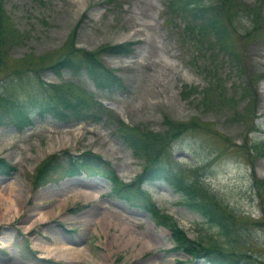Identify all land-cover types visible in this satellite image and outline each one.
<instances>
[{
	"label": "rangeland",
	"instance_id": "rangeland-1",
	"mask_svg": "<svg viewBox=\"0 0 264 264\" xmlns=\"http://www.w3.org/2000/svg\"><path fill=\"white\" fill-rule=\"evenodd\" d=\"M240 2L261 3L263 20L255 29L244 13L232 28L231 42L243 54L244 71L235 59L222 56L204 73L201 55L182 50L166 25L161 0H4L22 40L4 59L0 92L25 106L32 123L0 127V158L13 166L0 170V264H44L40 257L53 264H211L171 251V232L147 210L111 194L110 181L101 176L68 174L60 161L34 188L40 165L66 150L102 155L125 181L141 172L114 123L62 120L44 112L59 96L75 98L80 91L128 124L158 132L167 128L165 116L183 122L196 117L201 128L174 142L170 156L187 178L203 180L237 214V227L229 233L208 222L180 204V194L163 181L146 183L152 201L191 239L220 243L264 264V188H258L264 156L253 149L264 140V0ZM75 30L76 47L88 51L137 43L133 55L102 56L128 90H99L85 72L57 74L50 68L65 55ZM217 77L232 104L205 107L203 95ZM185 84L197 86L196 94L184 98Z\"/></svg>",
	"mask_w": 264,
	"mask_h": 264
},
{
	"label": "trees",
	"instance_id": "trees-1",
	"mask_svg": "<svg viewBox=\"0 0 264 264\" xmlns=\"http://www.w3.org/2000/svg\"><path fill=\"white\" fill-rule=\"evenodd\" d=\"M112 2V0H108ZM165 23L175 35L182 50L194 49V55H201L199 62L204 68V73L209 72V67L216 66L222 56H230L240 63L244 71L245 59L243 54H237L231 42L233 26L245 13L250 17L255 29L263 24L261 16V3L254 5L242 3L240 0H161ZM9 16L6 14L4 0H0V69L4 59L10 54L12 47L21 43L22 35ZM75 30L70 38L68 49L63 57L50 68L60 74L63 70L73 73L85 72L95 83L98 89L127 90L125 80L118 76L114 69L106 65L102 56L104 54L132 55L135 53L136 42L123 43L117 46H103L98 51L79 49L75 44ZM207 64L203 67V61ZM197 62L193 64L196 66ZM198 66V65H197ZM23 70L17 71L21 73ZM20 79V77H19ZM14 80H12L13 82ZM197 86L185 84L182 96L196 94ZM68 92H71L69 89ZM190 92L189 94H187ZM203 95L205 107L231 105V98L223 94V87L219 77L209 85ZM44 112L55 117L68 119H83L101 122L104 119L115 124V132L121 141L132 151L133 156L139 161L142 172L131 182H123L111 166L101 156L92 152L80 156L69 155L65 160L63 155H52L38 168L34 179L35 186L49 171L64 162L65 169L70 173L81 170L89 175L100 174L113 184V192L125 198L134 206L147 209L158 224L167 227L176 244L173 250H182L193 258H207L212 264H255L252 260H245L243 255L235 251L224 249L220 243L205 244L203 241L191 239L187 232L181 228L172 215L163 213L152 201L150 194L142 186L145 181H163L169 184L180 194L182 205L191 211L199 213L208 222L222 228L225 232L236 228L237 214L229 208L215 193L204 186L199 178L189 179L185 176L186 170L177 166L170 156V146L189 131L201 128L196 117L190 121H176L165 116L166 129L157 132L140 126H132L115 116L102 103L96 101L86 91H80L75 98L67 94L59 96L54 104H50ZM30 114L25 106L21 105L13 96L6 92H0V127L15 124L23 128L31 123ZM253 149L257 157L264 156V141L255 143ZM69 165V166H68ZM4 159L0 160V170L12 169ZM52 169V170H53ZM262 185V186H261ZM264 188V180L258 184V188ZM261 195V193H260ZM263 227V226H262ZM46 264L52 261L45 260ZM178 264L183 263L178 261ZM259 264H262L261 262Z\"/></svg>",
	"mask_w": 264,
	"mask_h": 264
},
{
	"label": "bare ground",
	"instance_id": "bare-ground-1",
	"mask_svg": "<svg viewBox=\"0 0 264 264\" xmlns=\"http://www.w3.org/2000/svg\"><path fill=\"white\" fill-rule=\"evenodd\" d=\"M92 195V193H90Z\"/></svg>",
	"mask_w": 264,
	"mask_h": 264
}]
</instances>
